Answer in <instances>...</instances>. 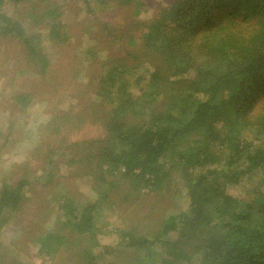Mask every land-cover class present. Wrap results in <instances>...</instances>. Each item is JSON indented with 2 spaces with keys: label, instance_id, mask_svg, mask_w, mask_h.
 Instances as JSON below:
<instances>
[{
  "label": "trees",
  "instance_id": "trees-1",
  "mask_svg": "<svg viewBox=\"0 0 264 264\" xmlns=\"http://www.w3.org/2000/svg\"><path fill=\"white\" fill-rule=\"evenodd\" d=\"M25 1L0 0V36L16 38L33 71L44 75L50 62L44 40L58 44L65 36L57 20L62 9L47 2L26 14L29 26L46 30L42 36L2 9ZM80 1L92 15L102 8L128 10L124 27L100 15L94 20L106 35L124 36L126 46L139 40L143 61L97 74L99 111L92 118L103 136L70 140L89 116L84 110L77 123L69 112L39 127L36 146L14 167L18 177L0 183V228L14 218L19 242L29 237L38 253L50 256L75 236L95 237L97 213L110 205L114 187L106 174L149 191L178 177L184 210L169 214L148 236L120 234L125 247L143 250L140 264H264V0H160L143 17L147 0ZM88 48L83 57L92 63L97 58ZM140 64L145 71L136 75ZM29 98L23 91L14 101L24 108ZM10 124L4 136L0 132V147ZM62 165L70 175L97 181L94 199L78 204L65 189L52 198L46 188L64 176ZM236 186L242 195L231 194ZM43 199L57 202L49 227L40 221L53 207ZM95 257L86 251L85 264H100Z\"/></svg>",
  "mask_w": 264,
  "mask_h": 264
},
{
  "label": "rangeland",
  "instance_id": "rangeland-1",
  "mask_svg": "<svg viewBox=\"0 0 264 264\" xmlns=\"http://www.w3.org/2000/svg\"><path fill=\"white\" fill-rule=\"evenodd\" d=\"M47 2L60 4L62 10L57 20L64 26L65 33L63 30L62 33L65 36L58 44L48 38L44 40V51L50 61L46 74L40 75L33 71V66L20 51L22 47L16 38L0 36V132L3 136L11 123L8 140L0 147V183L5 179L13 180L18 177L19 174L14 173V167L26 160L28 152L36 146L39 127L46 122L57 121L55 117L61 113L71 112L75 123L79 121L75 116L80 110L89 115L85 123L72 130L69 135L71 141L103 136L100 122H94L96 119L92 118L99 111L96 109L97 97L94 96L98 88L97 74L102 69L106 71V67L117 64L127 67L143 61V46H140L139 40L137 45L126 46L124 40H121L124 36L116 39L118 33L114 38L106 35L100 23L94 20L100 15L111 21H123L119 27H124L128 11L126 9L102 8V12L100 9L92 15L86 12L80 0H27L17 6L6 2L2 9L20 20L30 32L34 30L43 36L46 35V30L41 26H29L24 17L33 7L42 9ZM147 2L148 12H143L141 17L150 15L160 0ZM88 47H91L97 58L92 63L83 57L85 51L90 49ZM137 58H141L139 63ZM106 60L107 65L102 66ZM21 69L25 72L15 75ZM143 71L144 66L140 64L134 69V74L138 75ZM78 89H81L83 94H78ZM23 91L29 92L30 98L27 106L21 108L16 106L14 96ZM92 96L95 100H92ZM92 110L96 112L91 114ZM2 140L1 137L0 142ZM60 168V174L64 176L57 178L58 182L49 183L46 188L52 198L65 189L66 195H72L78 204H87L94 199L95 193L91 191V187L97 181L93 177L88 174L79 176L78 173L70 175L64 165ZM77 168L79 169V166ZM106 175L114 187L111 190L110 205H103L102 210L97 213L98 228L94 238L75 236L71 242L62 244L53 255H42L38 253L31 238L27 237L24 242H19L20 226L11 218L0 228V264H12V260H18L21 264H85L86 251L95 254L96 263L100 264H140L138 259L143 256V250L135 252L133 248L125 247L120 234L122 231H131L136 235L148 236L156 231L161 221L169 214L184 210L186 201L179 186V178H173L160 190L149 191L134 190L128 180L120 175ZM241 187H229V191L233 195H242ZM44 200L42 205H51L53 210L40 223L49 227L55 218L57 202L54 204L51 199L46 202L48 198ZM34 232L38 233L35 229ZM165 238L170 239L169 236ZM157 254L155 257H160V254ZM193 263L198 264L194 261Z\"/></svg>",
  "mask_w": 264,
  "mask_h": 264
}]
</instances>
